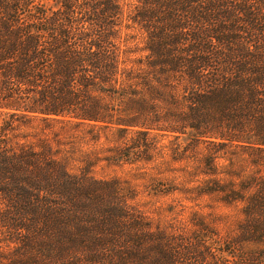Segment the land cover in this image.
Listing matches in <instances>:
<instances>
[{"label":"trees","instance_id":"trees-1","mask_svg":"<svg viewBox=\"0 0 264 264\" xmlns=\"http://www.w3.org/2000/svg\"><path fill=\"white\" fill-rule=\"evenodd\" d=\"M129 1L0 0V264H203L214 250L127 214L97 164L71 168L56 126L113 132L111 164L148 159L157 135L243 150L255 174L224 199L244 203L234 246H254L236 262L264 264V0ZM133 27L144 46L124 49Z\"/></svg>","mask_w":264,"mask_h":264},{"label":"rangeland","instance_id":"rangeland-1","mask_svg":"<svg viewBox=\"0 0 264 264\" xmlns=\"http://www.w3.org/2000/svg\"><path fill=\"white\" fill-rule=\"evenodd\" d=\"M134 3V0L129 1V12ZM125 33L132 38L122 48L134 50L144 46V36L138 28L125 30ZM142 55L133 51L129 57L135 59ZM2 120L0 117V123ZM55 130L61 132V141L73 154V170L97 164L93 170L96 178L117 181L122 200L130 207L125 209L127 214L172 240L191 244L204 239L213 246L212 253L200 250L207 255L203 264H238L237 258L254 249L251 245L240 250L234 246L245 220L244 203L227 204L224 199L226 192L238 191L255 174L249 155L243 150L231 148L214 154L212 146L196 143L191 136L174 140L157 135L148 159H138L132 164H111L106 159L108 151L123 145L109 141L116 137L113 132H93L74 126H56ZM99 135L101 139L94 140ZM28 141L36 142L33 138ZM4 239L8 238L2 241ZM3 246L6 248L7 244ZM189 259L192 264L199 262L197 255Z\"/></svg>","mask_w":264,"mask_h":264}]
</instances>
